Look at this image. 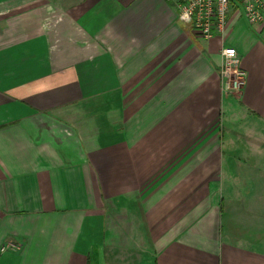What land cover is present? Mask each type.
<instances>
[{"label":"crops","instance_id":"1","mask_svg":"<svg viewBox=\"0 0 264 264\" xmlns=\"http://www.w3.org/2000/svg\"><path fill=\"white\" fill-rule=\"evenodd\" d=\"M7 243L0 264H264V30L234 9L203 40L172 0H0Z\"/></svg>","mask_w":264,"mask_h":264},{"label":"built area","instance_id":"2","mask_svg":"<svg viewBox=\"0 0 264 264\" xmlns=\"http://www.w3.org/2000/svg\"><path fill=\"white\" fill-rule=\"evenodd\" d=\"M177 9L178 18L187 24L203 40L222 36L229 14L238 9L242 17L251 26L264 30V0H172ZM221 63L219 78L224 92L239 94L246 82V72L242 59L232 47L220 50ZM14 249L7 243L0 251Z\"/></svg>","mask_w":264,"mask_h":264}]
</instances>
